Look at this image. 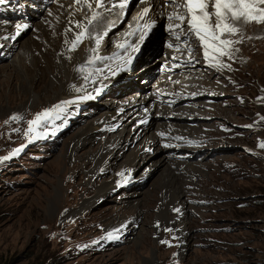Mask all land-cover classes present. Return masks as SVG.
Here are the masks:
<instances>
[{
  "label": "rangeland",
  "instance_id": "rangeland-1",
  "mask_svg": "<svg viewBox=\"0 0 264 264\" xmlns=\"http://www.w3.org/2000/svg\"><path fill=\"white\" fill-rule=\"evenodd\" d=\"M53 5L54 2L50 1L48 7ZM173 7L170 5L168 9ZM98 8L103 14L106 13V19H95L89 26L93 39H97V35L106 39L112 24L105 22H111L114 18L112 22L120 24L116 33L110 35L114 42L121 30L136 26L138 12L135 4L126 16L120 10L115 14L116 11H109L107 7ZM31 10L36 12L40 9ZM83 11L88 16L92 14L89 9ZM180 11L185 13L183 7H180ZM45 12L42 17L38 16L31 22L21 42L32 38L50 47L48 39L42 40L40 37L38 26L41 25L47 26L49 33L55 34V48L62 46L64 40L61 30L65 18L57 22L52 13L47 15ZM164 19L158 22L157 34L153 38L152 47L155 51L160 48L159 41L168 34ZM49 20L53 22L50 24ZM237 24L239 32L235 35L225 33L226 37L223 38L237 41L222 58L228 73L212 71L213 66L210 68L206 62L204 65L208 67L203 69L201 59L198 67L184 77L188 81V91L202 93L199 100L202 103L197 105L190 100L187 104L171 106L176 117H196L194 122H189L194 131L189 137L193 141L197 140L193 144L197 152L187 159L186 153L193 149L183 148L168 152L172 156L169 158H177L179 167L195 166L200 169L196 175L189 174L181 179L185 189L177 195L179 207L175 210L171 208L175 202L172 200H176L175 195L163 187L166 171L158 168V164L150 166L152 160L143 165L142 170H138L139 174L145 167H150V170L138 175L140 181L126 187L118 186L115 190L109 188L105 190L106 193L100 194L102 187L122 172L131 149L142 140L130 143L129 149L116 158V163L97 173L91 160L101 154L99 150L103 137L98 136L94 141L77 148L71 147L74 139L80 138L90 124L98 125V122L100 124L106 120V103L109 104L115 97V102H118L125 96L149 93L154 82L147 87V92L132 89L135 84H131L127 93L122 95L118 94L120 87L113 88V92L109 91L104 96L95 95V104L105 107L101 109L93 104L95 107L82 109L80 114L72 112L75 116L79 114L76 121L65 113L59 121L56 113L60 111L55 110L46 119L48 121L45 120L46 124L50 122L49 126L37 127L40 124L32 126L29 122L38 113L52 109L49 102H43L44 89H37L34 93L29 86V94L24 96L19 93V84L17 87L8 74L12 69H19L17 73L21 75L20 81L26 82L22 71L28 66L35 80H39L42 68L37 76L34 67L41 58V51L35 47L29 58L24 53L22 43L19 41L20 45L17 41L9 51L11 56L8 59L3 60L2 55L0 264H264V147L260 146L264 143V23H245L240 20ZM100 28L101 31L97 32L96 29ZM175 29L179 30L176 26ZM90 37L91 34L85 43V51L81 42L82 45L76 46L74 50L69 44L64 52L74 51V54H78L82 51L85 55L91 43ZM173 39L170 38V42ZM0 40V46L4 47L9 38L0 37ZM82 40L85 42L86 39ZM96 42H93L92 48L97 47ZM113 45H108V48L112 50ZM190 46L193 48L194 44L190 42ZM169 47L174 46L169 43ZM152 51L150 49L148 55ZM20 57L24 58L23 63L26 64L23 70ZM155 61L150 60L149 63V66L155 67V71L158 66H164L158 64L162 60ZM88 66L91 67L87 65L84 69ZM196 69L200 70L197 71L199 74L193 73ZM138 74L133 79L144 82L140 72ZM149 75L145 72L144 78ZM180 80L175 79L177 82ZM97 97L99 100H95ZM77 110L80 111V108ZM13 116L19 118L12 119ZM68 120H71V126L62 131ZM161 120L151 123L150 131H146L142 137L146 139L150 135L148 133L156 131ZM180 125H185V122H178L177 126ZM127 127L121 122L108 132V136H124ZM198 135L202 138H196ZM198 140L201 142L198 143ZM162 155V152L156 153L158 159ZM157 158H153V162ZM132 188L140 192L137 203L131 197ZM137 220L138 225L135 226L133 222ZM122 221L129 222L128 228L113 232V227Z\"/></svg>",
  "mask_w": 264,
  "mask_h": 264
},
{
  "label": "bare ground",
  "instance_id": "bare-ground-1",
  "mask_svg": "<svg viewBox=\"0 0 264 264\" xmlns=\"http://www.w3.org/2000/svg\"><path fill=\"white\" fill-rule=\"evenodd\" d=\"M50 1H52V3L54 2V5L48 7L50 5ZM120 1L103 0L102 7H104L103 9H106L107 7L109 11H116L115 14H117V12L120 10L117 8ZM168 1L169 0H144L141 3L136 2L137 12H138L136 26L130 30H129L130 27L129 28L127 27L128 29L126 30H121L116 35L118 38L114 42L111 40L110 35L111 33L115 34L120 26L119 22H112L115 18L112 19L111 22H105V23H109L108 25L112 24L110 27L111 32L106 39L100 37V35H97V39H93V35L89 31V26L92 25V22L95 19L99 20L100 17H102L101 20L106 19V15H105L106 13L103 14L102 12H100L101 10L99 11L97 0H80V3H77V0H42V3L44 5L46 3L45 8L48 7L47 13L45 12L47 15L52 13L53 18L57 22L65 18L63 28L61 30L62 33L61 35L63 37L64 43L62 44V46H59L58 48H55L57 44L56 43L57 41H55L54 39L55 34L49 33L46 28L47 26L44 27L41 25L38 26L40 30V37H42V40H44V38H46V40L48 39L47 42L50 45V47H46L40 41L32 40V38H26L23 42H21L20 40L23 38L25 33L30 29L32 21L31 20H30L31 22L26 21L25 19L21 20L19 15H16L15 13H9L8 15L4 16L5 12L4 13L0 12V37L8 36L9 38V41H7V44L4 47L0 46V56L3 55L5 57V58L3 57V60L8 59L11 56L9 51L13 49L15 43L17 44L19 41L22 43V48L24 49V53L29 58L32 50L35 47H38L41 51V58L39 59V61H37V63L35 62L36 66L34 67V69L36 68V75H37V72L38 71L41 72V68H42V76L39 77L40 78L39 80H35L36 77L32 75L30 71L31 69L28 68V66L26 67L25 71H22L23 77L27 78L26 82L20 81L21 75L17 73L19 69H17V71L12 69L11 73H9L8 76L12 78L11 79L13 80L12 82L17 83V87L19 84L20 86L19 93H23L22 95L24 96L29 94L28 93L29 86L31 89H33L34 93L38 91L37 89L43 88L44 89L43 91H45L43 96L44 98L43 102L44 103L49 102V104H51L50 107L52 109L55 108V106H59L58 108H56V110L63 112L65 114L66 112L75 113L73 111L75 106H79L83 104H89V106L96 105L95 101L93 100L94 96L95 95L104 96L105 93L102 91V89H104L109 84H111L110 92L114 91L113 88L120 87L121 89H119L118 94L122 95L124 93H127L128 89L131 88L130 86L132 83L137 84L138 89L143 88V92L145 91L147 92L148 91L147 87L151 86L152 82H154V85L150 90L151 93L150 92L146 94L144 93L145 95L144 94L138 95L139 93H137L134 96H130V95L129 97L125 96L119 101L117 100L118 102H115L116 101L115 100L116 97H115L114 100H112L109 104L106 103L108 109V112L104 114L106 120L104 119V121L103 122L101 121L102 123L99 124L98 122L99 119H98L96 120L98 122V125L90 124L89 128L85 130L81 136H79L80 138L74 139L72 143L73 146H71V144L70 146L73 148H77L80 145H83L90 141L91 142L94 141L98 136L99 137L102 136L103 142H101L100 150H99L101 154L99 153L100 155L98 157H94L91 160V162H94L95 173H97L105 169H108L107 167H110L111 165L116 163V158L120 157V155L124 153L127 148L129 149V147L131 146L130 143L133 142L137 143L138 140H142L139 144L137 145L135 144L134 148L131 149L129 153L130 156H128L129 160L123 166L124 168H122L123 169L121 170L122 172L118 173L114 178L112 177L113 180H110L109 182H107L106 185H104V187H102L103 190L100 191V194L106 193L107 191L105 190L109 188L115 190L117 189L118 186L126 185L128 183L129 184L136 183L140 181L141 179L137 178L138 175L140 173L142 174L143 172H147L148 170H150V167L148 168L145 167L144 171H141L139 174H138V170H142L145 164H147V162L152 160L150 166L158 164L157 166L158 168L161 167L166 171L167 178L165 183L163 184V187H166L167 190H169L175 195L176 200H172L175 202L174 204L172 203L173 205H171V208L173 207L175 210L179 207L178 205L179 198L177 195L180 194V192L185 189L181 185V179L188 177L189 174L196 175L200 171V169L196 168L195 166H190L189 168L179 167L180 165L178 166L177 158L170 160L169 157L172 156H170L168 152H170L171 148L165 146L164 142L167 140L174 141V139L167 138L165 140L163 138L162 132L165 131L170 134L174 132L172 130H175L174 128L175 126L178 127L177 126L178 122L180 123L185 122V125H180L179 129L184 131V133L183 132L182 133L185 136H187L188 138L187 140L192 141L193 138L191 139L189 135L192 132L194 133V131L192 130V127L190 126L189 122H194L196 117L191 118V116H187V115H178L177 116L179 118L178 119L176 116H174L173 109L171 108V106L173 105L176 106L178 104H187V102H189L190 100L195 101L193 104L196 103L197 105H199V103L200 104L202 103L199 101L200 98L202 97V93L199 92L197 94L195 93L193 94L191 93L193 92V90L188 91V89H190L187 85L188 81L186 80L181 81L180 80L181 78H179V76L183 71V66L179 65L175 60L168 59L167 62L164 63V66L163 67L158 66V69L156 71H155V67L149 66L151 57L156 54V51L152 47L153 38H155L157 34L158 22L160 21L161 18L162 19L165 18L166 14L168 13V7L164 6L165 3ZM89 3L92 5L91 8L88 7ZM33 8L34 7H31V9ZM145 8H148L149 11L146 15L142 16L141 13ZM43 9L44 8L36 12L35 11L33 12V10H31V13L28 14L31 16V19L33 20L39 16V14L42 12ZM88 9L89 11L92 12L90 16L87 15L88 13L86 14V12L83 11ZM120 12H124V10L121 9ZM94 14H96L95 19H93ZM13 16L14 17L16 16V19H14ZM52 22L53 21H50V24ZM143 23L146 24L147 27L149 25L152 26V28L154 29L150 37H146L145 32L140 33ZM77 24H79L80 27H77ZM17 25L21 26L19 31L17 29ZM175 26L178 27L181 30V32L183 30V34L185 32H189L190 40H192V44H194L193 47L194 53L198 55L199 58L196 60L187 58L185 64L189 65L190 67L196 66L198 64V60L201 59L200 56H203L204 54L203 47H201L198 44L197 38L193 37L192 32L188 27V23L186 25H183L182 23H176ZM101 29L102 28L96 29V31L98 30L97 32H100ZM84 31H86L87 34L85 38L86 40L84 39L85 42L82 40L83 50L85 49L86 46L85 43L88 42L90 34L92 37V38L90 37L91 43L87 47L88 48L87 53H85L84 55L82 51H80L78 54H74V51L71 53L64 52L66 51L67 46L69 44L70 45L72 44V42L76 38L75 36H77L79 33L80 34L83 33ZM17 35L18 37L16 38V40L12 41L11 37L12 36L16 37ZM142 35L144 36L143 40H141L140 38ZM174 35H175L174 39L171 40L170 42L173 44V46L175 45L174 42L179 43L178 41H181L183 39L182 36H177V34ZM224 36L225 35H223L221 39L226 37ZM111 41L115 45V46L113 45L114 47L112 50L111 47L110 49L108 48V45L112 44ZM93 42H96L97 45L96 48L94 47L92 48V46L94 45ZM82 44L80 42L77 44V46H80ZM132 44L138 47L142 51V58L138 60L136 67L129 68V69H134L133 73L129 76L139 75L138 73L140 72L141 77L144 80V82L142 83L134 79L129 81L128 80L129 76L125 75L124 73L123 63L120 62V55L123 54V50L128 45H132ZM121 45L123 46L121 47ZM6 48L8 51H6ZM44 48H46L45 49L46 53L43 52ZM150 49L153 50L152 51L153 53H151V55H148L150 53ZM90 50H92V53L90 52ZM147 55L148 57L146 58ZM210 55H211V51H210ZM23 57H20V61L22 62L21 65L22 70L26 65L25 63H23V59L25 58ZM203 57H205V54ZM222 58L223 56H219L217 54V59L209 60L206 58V62L210 64L209 66L210 68L211 66H213V68L216 67L214 69L212 68V71L215 70L221 73H228V67L224 64ZM3 60L1 59L0 61ZM162 61L164 62L165 59ZM202 62L204 66L203 69L205 67H208L204 65V59ZM12 63L14 64V61ZM199 63H201V61H199ZM87 65H91V67L88 66L89 68L84 69V66ZM14 66L16 67L15 64ZM14 66L13 68H15ZM197 71L200 72L199 69H196L194 70L193 73H196ZM145 72L147 74H150L149 75L150 77L144 78ZM156 72L158 73L160 72L163 75H160V77H158V74H156ZM175 79L180 80L181 82L179 84H176L177 81L175 82ZM147 81L150 82V84H148ZM53 104L55 105L53 106ZM100 105H96V106H98L99 108ZM143 105L145 106L144 108ZM136 111L139 112L134 116H132L134 112L136 113ZM75 114L71 113L70 115L74 117ZM81 116L84 117L85 115H81ZM138 117H143V120L137 121L136 119ZM158 119H162V120L159 121L158 128L156 131H154L155 133L154 132L148 133L150 135L146 139L145 137H142L146 131L148 132L150 131V124L153 123L154 121H157ZM121 122H123L124 126L126 125L128 126L125 131L126 132L125 135L115 136V137L108 136V132H110L118 125H120ZM40 125L45 126L46 123L42 122L40 123ZM196 138H202V137L198 135L196 136ZM196 141L195 143H197ZM200 142L201 141L198 140V143ZM179 143L182 144V141L180 140ZM195 146L197 145L195 144ZM187 148L194 149V146L188 144ZM158 152L163 153L161 159H158L156 156V153ZM191 152H197V150L194 151L191 150ZM153 158H157V160L153 162ZM134 173L135 175H133ZM178 173L182 174L183 176L180 177ZM132 189H134V191L132 192L130 191L132 193L131 197L135 199V203H137L139 201L138 195L140 194V192L135 191L136 188H132ZM169 191H167V193ZM122 197H127V196H122ZM168 200L170 201V199ZM172 219L173 218L171 217V220ZM125 221H122L120 225L113 227L114 229L113 232H115V230L116 232L123 231L122 229L125 227L128 228L130 224L128 221L127 222ZM137 222L138 220L133 222L135 226L138 225Z\"/></svg>",
  "mask_w": 264,
  "mask_h": 264
},
{
  "label": "snow or ice",
  "instance_id": "snow-or-ice-1",
  "mask_svg": "<svg viewBox=\"0 0 264 264\" xmlns=\"http://www.w3.org/2000/svg\"><path fill=\"white\" fill-rule=\"evenodd\" d=\"M98 6H103V0H97ZM80 3V0H77ZM127 0L121 3L120 7H125ZM171 3H177V0H171ZM264 0H213V11L209 12V0H182L179 7H183L186 10L187 16L174 13L170 19H179L184 21L188 19V27L190 31L202 42L205 49V57L209 60L217 59V54L223 56L228 54L227 49L233 43L230 39H221L225 33L235 35L239 32L237 22L243 20L245 23H264ZM88 7L92 5L89 3ZM149 9L145 8L141 15H146ZM94 14L93 19H95ZM213 17L215 21L213 23ZM26 27V26H24ZM77 27H80L77 24ZM148 27H151L150 25ZM21 26L17 25V29ZM86 31L77 35L76 40L72 42V49L74 50L78 43L82 42V38L86 35ZM141 40L144 39L142 35ZM123 45H121L122 47ZM211 51V55H210ZM218 63V60H217ZM59 106H55L53 109L45 110L42 113H38L34 120L29 123L32 126H36L41 121L46 120L53 111ZM19 117L13 116L12 119H18ZM261 147H264V143H261ZM178 211V210H177Z\"/></svg>",
  "mask_w": 264,
  "mask_h": 264
}]
</instances>
